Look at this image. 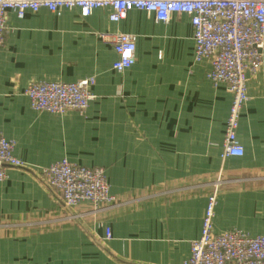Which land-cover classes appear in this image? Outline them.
I'll return each mask as SVG.
<instances>
[{
	"label": "crops",
	"instance_id": "obj_1",
	"mask_svg": "<svg viewBox=\"0 0 264 264\" xmlns=\"http://www.w3.org/2000/svg\"><path fill=\"white\" fill-rule=\"evenodd\" d=\"M110 13H7L0 133L28 167H9L0 182V264H182L218 177L214 231L264 233V59L237 131L245 153L222 158L232 94L209 80L208 60H195L190 16L160 22L134 9L113 22ZM118 32L136 36V62L122 73ZM85 78L94 79L85 110L39 112L25 93L32 82ZM63 158L104 167L121 204L66 209L41 172Z\"/></svg>",
	"mask_w": 264,
	"mask_h": 264
},
{
	"label": "built area",
	"instance_id": "obj_2",
	"mask_svg": "<svg viewBox=\"0 0 264 264\" xmlns=\"http://www.w3.org/2000/svg\"><path fill=\"white\" fill-rule=\"evenodd\" d=\"M101 7L111 9L113 22L125 19L134 9L151 13L160 22H167L174 13L190 16L195 60H208L211 64L209 80L214 85L226 84L232 94L221 157L243 156L245 150L237 131L249 100L248 81L263 65L264 0H0V53L9 11L23 18L28 12L43 8L53 13L75 8L81 16L87 17ZM111 42L117 54L113 68L122 73L136 62V36L118 32ZM93 84V78L75 82L43 80L29 84L25 93L34 110L58 114L70 109L85 110L94 99ZM9 167L25 168L28 164L16 156L14 142L0 133V182L7 179ZM41 172L47 186L61 196L66 209L89 201L96 213L121 204L111 192L104 167L84 166L63 158L43 167ZM222 185L221 177L213 182L200 236L191 242L190 255L182 264H264V233L214 231L215 209ZM105 239H112L109 227L105 228Z\"/></svg>",
	"mask_w": 264,
	"mask_h": 264
}]
</instances>
